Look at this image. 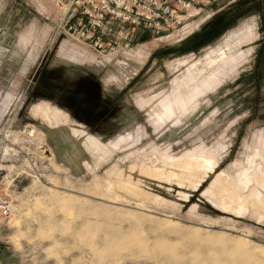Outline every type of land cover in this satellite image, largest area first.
I'll return each instance as SVG.
<instances>
[{"label": "rangeland", "instance_id": "374dc122", "mask_svg": "<svg viewBox=\"0 0 264 264\" xmlns=\"http://www.w3.org/2000/svg\"><path fill=\"white\" fill-rule=\"evenodd\" d=\"M56 21L45 0H0V183L14 204L0 264H264V208L243 198L264 199V0H202L109 60L88 47L108 65L92 87ZM121 67L126 89L103 86ZM92 91L109 96L94 128L59 126L71 122L48 101L70 92L82 111ZM175 97L185 109L159 119ZM177 159L214 168L187 175Z\"/></svg>", "mask_w": 264, "mask_h": 264}, {"label": "built area", "instance_id": "2783aa9c", "mask_svg": "<svg viewBox=\"0 0 264 264\" xmlns=\"http://www.w3.org/2000/svg\"><path fill=\"white\" fill-rule=\"evenodd\" d=\"M57 11V31L102 59L130 49L137 31L160 35L178 27L202 0H45ZM0 183V218L13 213Z\"/></svg>", "mask_w": 264, "mask_h": 264}, {"label": "crops", "instance_id": "0c3cea01", "mask_svg": "<svg viewBox=\"0 0 264 264\" xmlns=\"http://www.w3.org/2000/svg\"><path fill=\"white\" fill-rule=\"evenodd\" d=\"M65 39H67V41H69V43H71L70 45L73 46L74 48H76L79 53H74L77 55H80V63L81 62H89L91 65L90 69H92L93 71L96 70V72H83L82 75L80 76V78L78 77V79H76L77 81L83 83V85L85 87H92V85H97V79L98 76L102 71L104 70L105 67L108 68V65H104L101 64L99 60H97V58H93V56L89 55L88 52H90V49H88V47L82 43H78V42H74L72 40H70L69 38L65 37ZM125 53V52H123ZM120 55V54H119ZM123 55V54H122ZM82 58V61H81ZM116 57H114L110 62L114 61ZM84 64V63H83ZM113 64H118L117 61H114ZM95 67V69H94ZM121 70H124V73H121L120 77H118L117 75H110L108 73L107 76H105L106 78V82H104L103 86L108 87L111 85V83L113 84H119L122 87L121 90H125L127 85L129 84V82L132 80L131 76H132V71L129 70L127 71V69L125 67H121ZM130 73V74H129ZM97 77V79H96ZM121 80V81H120ZM118 82V83H116ZM107 83V84H106ZM72 84H79V83H72ZM70 85H68V87H70ZM114 87V86H113ZM70 91V90H69ZM71 92V91H70ZM70 92H65L64 94H62V96H57L55 98H53L52 100L48 101V103H52V105H54L55 108L59 109L60 111L64 112L65 114H67L68 119L70 120V124H64V125H59L61 127H68L69 131H70V127L69 126H74V127H78L82 130L89 131V129L94 128V126L96 125L93 121L94 119H97V115L100 114L102 111H106V107L104 106V102L107 103L109 96L103 99L102 96H106L104 94L101 93H94L93 91L91 93H84L81 97L80 95H78V103H80V100L82 99V103L84 105L87 106V104L89 105L90 101H94V98H96V101L99 103V106L97 108H92L91 106L88 108L91 109H87L86 106H84V110H80L77 108V105H75V103L71 102V99L73 98V96H71L72 94ZM94 94V95H93ZM61 95V94H60ZM93 95V96H92ZM41 102H47V101H41ZM91 112L92 115L90 117L84 116L86 113ZM81 112V113H80ZM84 113V114H82ZM99 118V117H98ZM28 120H31V118H29ZM66 127V128H67ZM87 133V132H86ZM72 152V151H71ZM79 166V164H77Z\"/></svg>", "mask_w": 264, "mask_h": 264}, {"label": "bare ground", "instance_id": "6f19581e", "mask_svg": "<svg viewBox=\"0 0 264 264\" xmlns=\"http://www.w3.org/2000/svg\"><path fill=\"white\" fill-rule=\"evenodd\" d=\"M189 13H191V11L189 12ZM190 15V14H189ZM221 55H224V53L223 54H221ZM180 84V83H179ZM204 84V83H203ZM206 84V83H205ZM208 84V83H207ZM176 94V93H175ZM174 94V95H175ZM179 95V94H178ZM174 97V96H173ZM191 99V98H190ZM193 100V99H192ZM184 101H185V99H184ZM184 101H182V99H180V98H174V100L172 99H169V98H166L165 100H163V101H161V103H160V105H161V108H162V113H160V114H157V117L159 118V119H162V116H163V118H165V119H171L172 117H174V116H176V111H179V109H185V106H186V104H185V102ZM189 102V101H188ZM263 143V145H262V150H263V153H264V142H262ZM261 158H262V156H260ZM263 159V158H262ZM169 161V160H168ZM172 162H169V163H172V164H177V165H179L182 169V173L184 174V173H186L187 175L188 174H191L190 172L192 171V169H198V170H200V172L201 171H203V170H207L208 171V173H210L212 170H213V163L211 162V161H209V160H204V162L203 163H201V164H199L198 162H195V163H192V161L191 160H189V159H177V160H171ZM168 165H170V164H168ZM173 166V165H172ZM158 172V171H157ZM248 173V172H247ZM204 174V173H203ZM202 174V176H204ZM201 175V174H200ZM194 178V177H193ZM192 179V178H191ZM190 179V180H191ZM222 179H224V178H222L221 176H219L218 177V181H222ZM247 183V182H246ZM253 183L256 185V187H259V188H261V190L263 189L264 190V175L263 174H261L260 172H258V170H256L255 172H254V174H253ZM217 185V184H216ZM230 185V184H229ZM254 187V186H253ZM227 188V187H226ZM262 190V191H263ZM261 194V193H260ZM229 195H230V193H229ZM222 196H224V195H222ZM221 196V197H222ZM226 196V195H225ZM224 196V197H225ZM220 197V198H221ZM262 197V196H261ZM261 197H259L258 196V192H256V190L255 189H252L251 191H249V194H248V196H245V197H243L244 199H245V201H247V200H249V199H253V200H255V202H257L258 203V205L261 207V208H264V199L263 198H261ZM225 199H227V198H225ZM231 199V198H230ZM239 199V197H237V196H233V198H232V200H234V201H236V200H238ZM228 201V200H227ZM230 201V200H229ZM230 202H232V201H230ZM248 203V202H247ZM256 203V204H257ZM228 207H231V208H233L234 206H232V205H228V204H226ZM241 205V204H240ZM244 206V205H243ZM234 211V210H233ZM240 211V210H239Z\"/></svg>", "mask_w": 264, "mask_h": 264}, {"label": "trees", "instance_id": "16d2710c", "mask_svg": "<svg viewBox=\"0 0 264 264\" xmlns=\"http://www.w3.org/2000/svg\"><path fill=\"white\" fill-rule=\"evenodd\" d=\"M144 39H145V37H144ZM144 39H143V40H141V41H144ZM137 40H138V39H137ZM137 40H136V42L138 43V42H139V40H138V41H137Z\"/></svg>", "mask_w": 264, "mask_h": 264}]
</instances>
